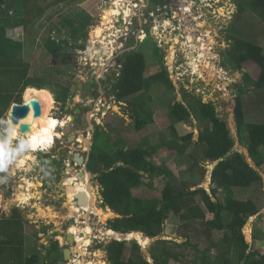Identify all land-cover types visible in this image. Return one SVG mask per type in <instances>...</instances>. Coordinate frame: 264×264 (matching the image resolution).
Masks as SVG:
<instances>
[{
	"label": "rangeland",
	"instance_id": "obj_1",
	"mask_svg": "<svg viewBox=\"0 0 264 264\" xmlns=\"http://www.w3.org/2000/svg\"><path fill=\"white\" fill-rule=\"evenodd\" d=\"M181 1L184 2V0L162 1L163 10L160 15L156 14V8L153 5L148 10V12H155L153 17L148 19L149 30L153 26L158 29L156 32L152 31L154 39L150 36L151 38L147 39L148 45L142 48L147 60L145 75L156 74L162 67L161 59L154 50L155 41H157L155 38H159L163 46L160 51L164 57L163 65L174 80L175 91H168L163 86H156L152 89L150 93L152 102L148 104L154 111L155 122L142 131L136 130L132 114V102L138 95L124 102H118L115 97L110 96L111 85L117 79L115 74H112L116 68L109 71L108 65L101 66L103 59H110L112 63L119 58L122 64L127 54L142 47L143 43L138 38L142 39L143 34L139 30L141 25L138 21L146 9L142 6L141 0H126L124 3L129 8L128 14L120 18L113 16V23H106L105 26H103L104 17L102 16L106 14L105 9L109 4L118 6L115 0L63 1L46 9L44 14L34 21L28 35H25L21 26L7 31L10 38L24 43V54L29 56L28 76L30 78L34 72H38L39 76L45 78L46 81L56 79L69 82L71 85L70 98L65 107L62 109L60 104L55 103L51 113L60 120L65 117L70 118V123H67L62 130H67L70 135L76 137V142L68 143L67 137L60 133V140H56L51 149L33 153V160L26 161L23 168L15 165L8 174L7 184L0 185V218L10 215L13 209L17 208L24 221L25 249L39 254L38 264L52 261L53 251L50 253V250H52L53 241L57 243L55 254L59 260L56 264H69L72 261L75 264L82 260L88 264H103L102 262L111 264L107 259L104 246L112 239L120 237L118 233L106 234L110 232L109 220L113 216H107L104 220L103 215L98 214L96 210L97 207L105 210V213L108 208L103 207L101 186L96 180L97 176L88 171L87 158V163L86 160L84 162L86 165L78 169L88 172L85 181L72 178L67 170L76 152H86L85 155L89 157L94 132L98 126L104 128L112 144L119 147H137L148 141L149 148H157L151 161L159 166H167L172 171L171 178L155 179L153 188L148 185L135 188L134 194L140 197H161L162 189L169 182L176 185L187 183L192 186L191 189L197 187H204L208 191L211 189L210 172L215 165L199 161V157V162L196 163L190 159L189 155L198 146L199 132L205 125L203 122L192 118L186 123L176 125L180 136L193 134V143L184 156H179L168 148H158L161 142L172 138L167 104L172 101L183 102L182 89L187 90L192 98L214 104L219 117L227 123L231 136L235 140L233 151L243 153L250 161L246 146L241 145L239 141L235 106L239 89H248V93L242 97L246 122L264 124V87H257L264 66V18L261 17L264 11V0H201L203 2H196V7L191 14H184L178 10ZM118 4L120 7L121 2L118 1ZM139 6H141L140 9ZM10 12L13 15L16 14L14 9ZM130 22L132 24L134 22L132 32L128 30L131 26ZM166 22L170 25L167 26ZM101 28L103 32L97 37L96 31ZM197 28L199 31H195ZM109 29L112 38L110 42L115 41L113 48H118L115 51L110 50L108 54L110 58L101 56L100 52H97L100 51L99 42L109 35ZM74 30H78V33L74 34ZM121 32H124L123 38L120 37ZM233 34L263 48L261 57L245 63L241 71L231 70L225 59V52L232 46L229 36ZM50 36L54 37L55 42ZM90 49L93 52L91 55L89 54ZM208 62L210 67L205 69ZM194 65L198 66L197 71L194 70ZM107 83L110 86L106 87ZM86 85H91V89L93 85V89L86 92ZM93 91L97 92L96 96ZM10 108L11 106L3 116L5 119L9 116ZM76 109L82 110V113L76 115ZM70 116L80 118V124L73 123ZM80 137L89 140L87 150H85V144L81 143ZM260 174L264 180V166ZM0 175L4 174L0 173ZM87 175L90 179L89 185L96 197V207L91 209L94 213H90L89 217H86L81 205H77L78 193L85 194L83 187L86 188L88 184ZM145 181L148 180L145 179ZM26 182L32 184L30 188L33 198L23 204L17 201L16 194L23 187H28ZM69 186L74 190L70 192ZM253 194V188L240 187L236 190V196L241 199ZM261 199H264V194ZM191 204V199L183 204L182 212H186L184 214L189 213ZM75 207L81 212H73ZM182 221L184 220L181 215L171 213L165 223L163 234L158 238L177 243L184 242L185 239L177 231L179 225L183 224ZM75 222L80 225L81 229L89 225L92 231L74 233L72 228L76 226ZM248 226L249 231L246 229ZM43 227H46L45 233ZM254 228L261 231L264 237V210L258 216L251 217L243 228L251 249L264 253V238L259 241L252 238ZM53 230H56L55 235L47 237ZM70 233L74 235L76 243L70 259L64 260L62 256L60 257V252L64 247H70L71 243L67 241V235ZM84 233L87 236H84ZM0 237L2 238V235ZM83 240L85 245L82 255V252L78 250V245ZM154 242V239H149L148 246L151 247ZM145 254L152 261L151 254ZM215 254L216 250L213 249L211 255ZM195 258V254L192 253L186 259ZM197 261L201 262L200 259ZM169 264H184V262L180 258L171 260Z\"/></svg>",
	"mask_w": 264,
	"mask_h": 264
},
{
	"label": "trees",
	"instance_id": "obj_2",
	"mask_svg": "<svg viewBox=\"0 0 264 264\" xmlns=\"http://www.w3.org/2000/svg\"><path fill=\"white\" fill-rule=\"evenodd\" d=\"M69 0H0V118L6 114L11 104L21 103L20 98L28 87L47 89L55 103L63 109L70 98L71 85L56 79L46 81L34 72L28 76L29 56L25 55L22 41L10 38L7 31L21 26L25 35L31 31L34 21L46 9ZM15 10L13 15L10 11ZM264 18V11L261 14ZM74 34L78 30H74ZM55 42L53 36H50ZM231 49L225 52L228 67L241 71L244 64L258 59L263 48L231 35ZM59 43V41H58ZM126 55L120 75L110 88V96L118 102L137 96L132 102L133 120L137 131L154 124V111L150 93L156 86L175 91V85L163 65L164 57L155 44L154 50L160 57L162 67L156 74L146 76L147 60L144 46ZM264 87V66L257 87ZM248 89L238 91L235 118L241 145L246 146L249 160L241 152H234L235 140L227 123L219 117L213 103H204L182 89L183 102L172 101L168 105L172 138L161 142L158 148H168L179 156H184L193 143V134L180 136L176 125L192 118L205 125L199 132L195 149L190 155L194 162L216 164L211 174V189L204 187L191 189L187 183L176 185L167 183L161 197L145 198L134 194L141 185L153 188V182L160 177L171 178L173 173L167 166H159L151 161L157 148H149L148 141L137 147L124 148L112 144L109 134L101 126L96 127L87 169L96 175L101 186L103 207H109L118 216L109 220V228L116 233L141 232L145 236L160 237L171 213L181 215L184 221L177 229L185 240L182 243L166 239H156L150 247L149 260L139 243L112 239L104 246L111 264H169L171 260L183 259L184 264H264V253L251 249L243 228L253 216L264 208L263 177L260 170L264 166V124L247 123L242 97ZM199 157V161H198ZM145 179L148 181L146 182ZM253 188L254 194L247 198L236 196L237 188ZM192 200L189 213L182 212L183 204ZM199 202L201 205H198ZM211 215V216H209ZM23 222L17 208L8 216L0 218V264H38L39 254L25 249ZM45 228L43 227L44 233ZM43 232V231H42ZM253 240H262L261 231L254 228ZM204 244V245H203ZM52 261L56 264L57 243H51ZM216 250L214 256L212 250ZM195 254L196 258L187 260ZM63 256L60 252V257ZM198 259L201 262L198 263Z\"/></svg>",
	"mask_w": 264,
	"mask_h": 264
},
{
	"label": "clouds",
	"instance_id": "obj_3",
	"mask_svg": "<svg viewBox=\"0 0 264 264\" xmlns=\"http://www.w3.org/2000/svg\"><path fill=\"white\" fill-rule=\"evenodd\" d=\"M159 1H161V0H154L155 6L153 5V7H155L156 10H157V7L161 8V5L157 4V2H159ZM180 5H182V1H181ZM107 7H110V5L106 6V8ZM150 7H152V6H150ZM150 7L148 8V10L150 9ZM161 11H159L156 14L160 15ZM147 13H146V17H148ZM138 22L139 23L141 22L142 24H144V16H142L140 21H138ZM130 28H131V26H130ZM130 28H128V29L131 30V32H132V30L134 28V22H133L132 28L131 29ZM139 30H140V28H139ZM150 36L151 35L148 33V36H147V38L144 39V41L141 42L140 38H138V40L141 43H144ZM155 43L157 45L156 41H155ZM98 46L100 49V55H101V53H103V52L105 53L107 51L104 48H102L101 44H98ZM111 48L112 47L110 46V49ZM159 49L162 50L161 48H159ZM97 52H99V51H97ZM89 54L90 55L93 54L91 49L89 50ZM108 54H109V52H108ZM101 56H105V55L103 54ZM105 57H108V56H105ZM109 65H110L109 67L107 66V69H109V71H113L114 67L116 69H119V68L121 69V67H122L121 66L122 64H118V63L115 64L113 61H112V63L110 62ZM116 69H115V71H116ZM115 76H116V74H115ZM22 95H23L22 96L23 103L22 104H20V103L15 104L14 103L10 109L9 116L6 119L0 118V173L4 174V175H0V185L7 184L8 174L10 173V170H12L14 168V166L18 163V161L20 160L21 157H23L24 155H26L30 152H35L38 150H39L38 152H42V151L49 150L51 148V146L53 145L54 136L56 135L55 128L57 126V121L55 119H50V118L49 119H43V120H38L37 118H34L35 110H34L33 105L31 103L32 101H39L40 105L41 104L46 105L50 110L53 103H54L53 94L47 89L37 91L31 87H28L25 89V91H24V93H22ZM18 105L27 106L29 108V111H31L33 113V115L29 116V113H28L27 117L24 119L17 118V123L14 124L13 123V116H12V109ZM22 120H30L31 123H21ZM21 125H29L30 127L27 131L22 132L21 131ZM21 133H23V134H21ZM62 135H63V133H62ZM213 169L210 172V185H211V174H212ZM77 205H79V204H77ZM69 264H74V262H71Z\"/></svg>",
	"mask_w": 264,
	"mask_h": 264
},
{
	"label": "bare ground",
	"instance_id": "obj_4",
	"mask_svg": "<svg viewBox=\"0 0 264 264\" xmlns=\"http://www.w3.org/2000/svg\"><path fill=\"white\" fill-rule=\"evenodd\" d=\"M118 1H120L121 2V5H120V7H119V4H118ZM126 0H115V2L117 3V7L115 6L114 8H113V10H112V12L111 11H109L110 9H109V7H107L106 8V13L108 14H110L109 16H107V17H105L104 18V24H103V26H105V25H107L106 23H111L112 22V17L113 16H118L119 18L120 17H124V15L125 14H128V11H129V8L124 4L123 5V3L125 2ZM115 3V4H116ZM131 12H134V11H131ZM131 15V14H130ZM103 17V16H102ZM113 23V22H112ZM119 23V22H118ZM167 26L169 25V23H167L166 24ZM195 31H199V29H197V30H195ZM102 32H103V29L101 28V29H97V31H96V35H97V37H99V36H101V34H102ZM122 33V32H121ZM110 35V34H109ZM111 36V35H110ZM121 38H123L124 37V32L122 33V35L120 36ZM112 39V38H111ZM99 43H102V42H99ZM202 52V51H201ZM204 52V51H203ZM205 54H206V52H204ZM110 64V60H106V59H103V62H102V64H101V66H106V65H108V67L110 66L109 65ZM207 65L205 66V69H209V67H210V65H209V62L208 63H206ZM193 68H194V70L195 71H197V69H198V66H193ZM33 89H35V88H33ZM35 90H37V89H35ZM43 90V89H42ZM25 91V90H24ZM37 91H40V90H37ZM24 93V92H23ZM39 102V101H38ZM54 104H55V101H54V103H53V105H52V107H51V109L49 110V108L46 106V105H43V104H41L40 105V107H41V114H40V116L39 117H37V119L38 120H43V119H55L56 121H57V126H56V128H55V133H56V135L54 136V141H53V145H54V143H55V141L56 140H60V138H61V132L63 131L62 129H64L66 126H67V123H70V118L68 119V117H65L64 119H62V120H60V119H57V118H55L53 115H52V111L54 110ZM10 112V111H9ZM33 115V113L31 112V111H29V116H32ZM21 123H31V121L30 120H22L21 121ZM28 126V129H29V125H27ZM39 126V125H38ZM59 129V130H58ZM61 130V131H60ZM19 131V130H18ZM23 132V131H22ZM21 134H23V133H21ZM80 140H81V143H84L85 145V150H87L88 148H87V146H88V144H89V140L88 139H85V138H83V137H80ZM52 145V146H53ZM52 146H51V148H52ZM89 147V146H88ZM50 148V149H51ZM39 151V150H38ZM36 152V151H35ZM35 152H30V153H28V154H26V155H24L23 157H21L20 158V160L18 161V163L16 164V167H18V168H23V167H25V163H27L28 161H32L33 160V156H32V154L33 153H35ZM86 159V158H85ZM27 161V162H26ZM92 180V179H91ZM87 182H88V184H87V186H86V188H85V186L83 187L84 189H85V196H86V199H87V203L85 204V205H81V208L85 211V215H86V217H89V214L90 213H94V211H92L91 209H95V207H96V197H95V194H94V192H93V189H92V187L89 185L90 184V179H89V175H87ZM26 184H28V187H23L22 189H20L19 191H18V193L16 194V197H17V201L18 202H20V203H23V204H25V203H28V201L31 199V198H33V194L31 193V188H30V186H32V184L29 182V183H27L26 182ZM18 189V188H17ZM68 192H69V190H68ZM71 192V191H70ZM69 192V193H70ZM74 195V194H73ZM71 197V196H70ZM16 200V199H15ZM28 205V204H27ZM91 210V211H90ZM96 210H97V212H98V214H100V215H103V219L104 220H106V217L108 216V217H110V216H114V213H113V211L108 207L107 209H106V214L104 213V211L102 210V209H99V208H97L96 207ZM87 211V212H86ZM73 212H76V213H80L81 212V210L79 211L78 210V208L77 207H75V208H73ZM99 215V216H100ZM102 217V216H101ZM78 219V218H77ZM87 221H88V218H87ZM78 223H80L79 221H77ZM87 223V222H86ZM89 224V223H88ZM87 224V225H88ZM75 225L76 226H74L73 228H72V230H73V232L74 233H77V232H87V233H89V232H91L92 230H91V227L88 225L87 226V228L86 227H84V228H80V225H77L76 224V222H75ZM109 229V231L111 232V234H110V232H107L106 234H108V235H112V233H114V234H117L116 232H114L113 230H112V228L110 229V228H108ZM247 229V231H249V226H248V228H246ZM89 235V234H88ZM102 235H105V234H102ZM84 236H87V234L86 233H84ZM118 236V235H117ZM131 236H132V238H135L137 241H138V243L141 245V246H143V247H146L147 245H148V243H149V238L148 237H146L143 233H141V232H132L131 233ZM86 239V238H85ZM120 239V238H119ZM86 242H88L87 240H86ZM85 243V241L83 240L82 242H80V244L78 245L79 246V248H78V250L80 251V252H82L81 254L83 255V247H84V244ZM86 247V246H85ZM99 252H97V254H98ZM103 256V255H102ZM100 263V262H99ZM103 264H108V262H102ZM75 264H88L87 262L85 263V262H83V260H82V262H76Z\"/></svg>",
	"mask_w": 264,
	"mask_h": 264
},
{
	"label": "water",
	"instance_id": "obj_5",
	"mask_svg": "<svg viewBox=\"0 0 264 264\" xmlns=\"http://www.w3.org/2000/svg\"><path fill=\"white\" fill-rule=\"evenodd\" d=\"M162 1L164 2V0H161V1L157 2V4L162 5ZM85 90H86V92H90L91 85H86L85 86ZM22 103H23V99H22V102L20 104H22ZM31 103H32L33 108L35 110L34 118H37L41 114L40 103L38 101H32ZM12 105H11V107H12ZM28 113H29V108L27 106L18 105L16 107H14L12 109L13 123L14 124L17 123V118H19V119L26 118ZM81 113H82V110L76 109V112H75L76 115L81 114ZM9 114H10V112H9ZM70 117L72 118V122L73 123L80 124V122H81L80 118H75L74 116H70ZM27 130H28V126L27 125H21V131L24 132V131H27ZM62 133H63L64 136H67V142L68 143L76 142V137L70 135L68 131L64 130V131H62ZM85 153L86 152L78 151L75 154H73V156H72V165L67 168L68 173L71 175V177L72 178H77L80 181H85L86 173H88V172H86L84 170H82V171L78 170V168H80L81 166H85L86 165L87 160L89 161V157L87 155H85ZM85 158H87V160ZM85 160H86V163L84 164ZM68 189L70 191L74 190V188L70 187V186L68 187ZM77 199H78V204L79 205H85L87 203L86 196L82 192L78 193ZM117 216L118 215L114 213L113 218L117 217ZM55 233H56V230H53L47 235V237H51V236L55 235ZM119 237H120V239H118V240H128V241H130L132 243H138V241L135 238H132L131 233H123V232H121V233H119ZM146 237H148L149 239H154V240L158 239L157 237H154V236H146ZM67 241L70 242L71 245H70V247H65L63 249V251H62L64 260L70 259L71 255H72V253L74 251V245L73 244L76 242L75 238H74V235L71 234V233L68 234L67 235ZM142 249H143V251L145 253H147V254L150 253V247L148 245L146 247L142 246Z\"/></svg>",
	"mask_w": 264,
	"mask_h": 264
},
{
	"label": "built area",
	"instance_id": "obj_6",
	"mask_svg": "<svg viewBox=\"0 0 264 264\" xmlns=\"http://www.w3.org/2000/svg\"><path fill=\"white\" fill-rule=\"evenodd\" d=\"M142 2H143V4H142V6H144V9H146L147 11L146 12H148V8L150 7V6H152V5H154V0H141ZM184 2H186L187 4H185V6H183L184 8L188 5L189 7V9H190V12L189 13H187V14H191V12H192V10L196 7L195 6V4H196V2H203V1H201V0H184ZM110 5V4H109ZM141 5V4H140ZM155 6V5H154ZM140 7L141 6H139V9H140ZM178 9L180 10V11H182V12H184L183 10H182V6L181 5H179V7H178ZM162 9L161 8H158L157 7V10H156V13H158L159 11H161ZM131 11H134V10H131ZM146 12L145 11H143L142 12V16H144L145 14H146ZM148 14V17H144V24H142L141 22L139 23L141 26H140V32L143 34V36H142V39L140 38V41L142 42V41H144V39L145 38H147V36H148V33L151 35V37H153L154 38V35L152 34L153 32L152 31H157V27L156 26H153L150 30H149V28H148V24L149 23H147L148 22V19H151L150 17H153V15L155 14V12L153 11V12H148L147 13ZM166 14H168V12H166ZM184 14H186L185 12H184ZM130 25H131V28H132V26H133V24H132V22H130ZM156 29H155V28ZM130 28V29H131ZM129 30V29H128ZM157 41V45H158V47L159 48H161V49H163V46H162V43H161V40L159 39V38H155ZM111 44H110V46L112 47L113 46V44L115 43V41H113V42H110ZM128 44V43H127ZM100 52V51H99ZM115 64H116V62H115ZM121 67V66H120ZM120 75V68L119 69H116V77H118ZM170 79L174 82V80H173V78L170 76Z\"/></svg>",
	"mask_w": 264,
	"mask_h": 264
},
{
	"label": "flooded vegetation",
	"instance_id": "obj_7",
	"mask_svg": "<svg viewBox=\"0 0 264 264\" xmlns=\"http://www.w3.org/2000/svg\"><path fill=\"white\" fill-rule=\"evenodd\" d=\"M125 3H123V5H124ZM185 4H187L186 2H182V10L187 14L188 13V11L190 10L188 7V5L184 8L183 6H185ZM126 5V4H125ZM115 6H110L109 7V11H111L112 12V10H113V8H114ZM106 10V9H105ZM147 11V10H146ZM147 13V12H146ZM111 14V13H110ZM109 13L107 14H103V17L105 18V17H107V16H109L110 15ZM144 17H146V14L144 15ZM167 23H169V22H166V24ZM169 25H170V23H169ZM198 29V28H197ZM197 29H195V30H197ZM109 31V34H110V29L108 30ZM185 33V32H184ZM112 39H111V36L110 35H108V36H105L104 38H103V41H101L102 43H100L101 45H102V48H104L105 50H107L105 53L103 52V53H101V55H105V56H108L109 58H110V55H107L108 54V52H110V50H112V49H114L113 48V46H112V48L110 49V41H111ZM116 49H118V48H115L114 49V51L116 50ZM125 58H126V56H125ZM110 60V59H109ZM114 62H116V64L118 63V64H121V59H119V58H117V59H115L114 60ZM112 74H116V71L114 72V73H112ZM105 86L106 87H108V86H110V84H105ZM96 86H94V88H95ZM92 89H93V85H92ZM91 89V90H92ZM95 90H96V88H95ZM93 93H94V96H96V93L97 92H94L93 91ZM71 165H72V163H71ZM70 165V166H71ZM69 166V167H70ZM79 169V168H78ZM78 201V200H77ZM73 262V261H72Z\"/></svg>",
	"mask_w": 264,
	"mask_h": 264
},
{
	"label": "crops",
	"instance_id": "obj_8",
	"mask_svg": "<svg viewBox=\"0 0 264 264\" xmlns=\"http://www.w3.org/2000/svg\"><path fill=\"white\" fill-rule=\"evenodd\" d=\"M10 30H11V29H10ZM58 130H59V129H58ZM263 187H264V186H263ZM262 210H264V208H262ZM262 210H261V211H262ZM261 211H260V212H261ZM260 212H259V213H260ZM258 215H259V214H258ZM258 215H256V216H258ZM256 216H253V217H256ZM256 241H259V240H256Z\"/></svg>",
	"mask_w": 264,
	"mask_h": 264
}]
</instances>
